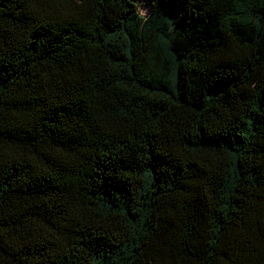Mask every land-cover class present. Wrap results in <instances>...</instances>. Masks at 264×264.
Instances as JSON below:
<instances>
[{"label": "trees", "instance_id": "16d2710c", "mask_svg": "<svg viewBox=\"0 0 264 264\" xmlns=\"http://www.w3.org/2000/svg\"><path fill=\"white\" fill-rule=\"evenodd\" d=\"M0 264H264V0H0Z\"/></svg>", "mask_w": 264, "mask_h": 264}, {"label": "rangeland", "instance_id": "374dc122", "mask_svg": "<svg viewBox=\"0 0 264 264\" xmlns=\"http://www.w3.org/2000/svg\"><path fill=\"white\" fill-rule=\"evenodd\" d=\"M141 15H146L149 9V0H132Z\"/></svg>", "mask_w": 264, "mask_h": 264}]
</instances>
